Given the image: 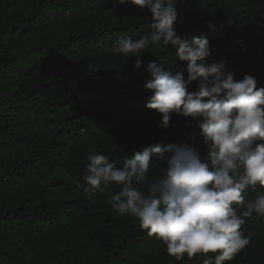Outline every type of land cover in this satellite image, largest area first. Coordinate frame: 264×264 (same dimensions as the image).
I'll return each instance as SVG.
<instances>
[{"label":"trees","instance_id":"16d2710c","mask_svg":"<svg viewBox=\"0 0 264 264\" xmlns=\"http://www.w3.org/2000/svg\"><path fill=\"white\" fill-rule=\"evenodd\" d=\"M176 6L178 34L209 37L208 62L227 60L235 79L248 73L264 86V0ZM151 22L131 0H0V264H203L201 256L176 260L137 220L119 216L108 204L118 187L90 197L83 181L90 150L118 167L157 142L195 143L205 153L189 118L173 115L164 130L145 107L147 63L186 67L175 49L150 45L139 69L137 57L110 51L121 37L148 34ZM163 163L154 160L150 174ZM242 230L251 243L225 264H264V217L253 214Z\"/></svg>","mask_w":264,"mask_h":264},{"label":"clouds","instance_id":"9594fccd","mask_svg":"<svg viewBox=\"0 0 264 264\" xmlns=\"http://www.w3.org/2000/svg\"><path fill=\"white\" fill-rule=\"evenodd\" d=\"M131 3L148 9L151 31L137 39L121 37L110 51L137 57L133 67L139 69V57L150 45L175 49V59L186 67L173 71L163 62L147 63L144 89L151 95L145 107L160 115L157 127L164 130L173 115L189 118L186 122L200 129L205 153L195 143L157 142L134 150L118 167L108 155L90 150L86 191L91 197L118 187L108 204L119 216L137 220L176 260L201 256L203 264H225L251 243L242 226L253 214L264 217V191L249 196V189H264V86L248 73L235 79L227 60L208 62L212 47L205 33L178 34L184 21L178 18L177 0ZM205 26L216 27L213 21ZM192 82L195 91H189ZM154 160L164 163L150 174Z\"/></svg>","mask_w":264,"mask_h":264}]
</instances>
